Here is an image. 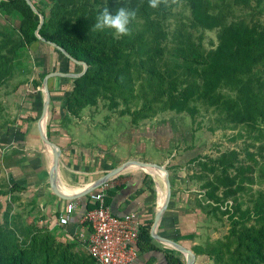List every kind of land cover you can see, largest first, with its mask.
Masks as SVG:
<instances>
[{"label":"rangeland","instance_id":"obj_1","mask_svg":"<svg viewBox=\"0 0 264 264\" xmlns=\"http://www.w3.org/2000/svg\"><path fill=\"white\" fill-rule=\"evenodd\" d=\"M30 1L39 14L41 11L45 13L44 22L54 20V16H50L53 0ZM204 1L208 5L205 6L206 13L216 22V27L211 30L193 29L189 0H166L155 9L145 6L149 5V0H88V6L97 7L99 13L106 6L113 14L122 6L137 10L136 18L130 25L131 35L125 38L136 41L135 50L139 53V56H131L129 62L131 81L135 84L138 99L111 98L107 93H101L95 105L83 108L79 116L88 117L89 132L103 130L109 134L112 131L120 133L122 147L126 153L129 151V160L163 166L174 192L189 194L187 204L192 214V228L187 245L192 250L197 248L198 253L213 251L206 264H234L238 247L236 233L244 227L264 226L256 216L255 207L263 204L264 196V140L259 136L258 127L233 126L226 123L224 117H219L213 108L200 104L194 117L186 112L160 108L157 102L149 101L156 84L155 78L151 80L146 75L148 66L138 65L141 60L147 59L140 53L158 44L157 49L162 51V55L155 57L153 62L163 66L169 60L171 48L176 46L179 36H184L188 30L192 41L200 43L205 50L218 46V36L226 26L236 27L239 24L255 28L264 37V0H249L247 6H240L245 0ZM71 10L72 23L85 17L81 14V6H74ZM96 17L93 20L89 18L92 28ZM34 20L40 21L38 14H35ZM21 21V15L16 11L0 9V43L6 33L15 37ZM109 30L115 38H121L114 30ZM39 40L30 46L26 54L17 53L12 64H0V75L4 70L7 72L0 79V252L7 253L15 248L22 250L29 254L33 264H92L80 239H72L70 234L59 228H50L51 220L40 217L36 204L30 198L22 192H10L12 186L18 185L17 172L7 168L14 159L12 153L18 157L16 160H20L14 144L31 121L47 127L40 121L39 112L32 120L33 110H41L43 106L45 77L53 72L71 74L70 77L47 80L48 88L52 79L64 85L67 99L75 88L73 80L81 78L87 71V65L72 62L63 52ZM130 45L129 49L123 45L125 52L131 51L134 43ZM1 52L8 56L5 49ZM12 54L9 56L12 57ZM262 67L264 62L255 72H260ZM262 79L264 83V77ZM139 84H142L141 92H138ZM108 144L110 147V142ZM231 152L235 153L234 163L226 176L232 184L225 189L219 181L222 176L221 168L218 169L219 159ZM154 173L163 174L160 171ZM226 190L236 193L225 197ZM171 250L181 253L173 247Z\"/></svg>","mask_w":264,"mask_h":264},{"label":"trees","instance_id":"obj_2","mask_svg":"<svg viewBox=\"0 0 264 264\" xmlns=\"http://www.w3.org/2000/svg\"><path fill=\"white\" fill-rule=\"evenodd\" d=\"M189 1L193 29L211 30L216 27L215 19L209 17L205 11V6H208L206 1ZM248 4L249 0H245L240 6ZM74 6H81V14L85 17L72 23L70 15ZM0 9L14 10L21 15L22 19L15 37L6 33V37L0 43V64L7 62L12 64L17 53L21 51L26 54L33 43L40 41L35 35L39 22L34 20L35 14L27 6L25 0H0ZM40 13L45 18V13L43 11ZM52 15L54 20L44 22L38 31L43 42L62 48L72 59L87 65L85 74L73 80L74 91L69 93L66 99V108L70 115L77 117L83 108L95 105L101 93H107L111 98H130L133 101L138 99L129 71L130 57L135 54L139 56L138 51L135 50L136 41L134 39L126 40L125 36L117 39L109 29L93 30L90 27L89 18L92 17L93 20L99 15V10L95 6H88V0H53L50 16ZM191 36L189 30L184 36H179L176 46L171 48L169 60L163 66L153 62L155 57L162 55V51L157 49L158 44L149 48L147 52L140 53L147 59L146 61L141 60L139 67L148 66L149 69L145 70L146 75L151 77V80L155 78L156 81L149 101L157 102L162 109H170L177 113L186 112L190 117H194L197 113L199 104L213 108L216 114L224 117L228 124L258 127L259 136L264 140V83L262 79L264 67L260 72H255L264 62L262 34L255 28L242 27L239 24L236 27L226 26L218 36V46L209 50L203 49L200 43L196 44L192 41ZM129 43L131 45L134 43V45H130L131 51L125 52L123 45L125 44L128 48ZM4 49L8 56L1 52ZM9 54H12V57ZM6 74L4 70L0 79ZM151 80L148 81L149 85ZM141 87L142 84H139L138 92L143 91ZM262 149H264V144ZM234 154L231 152L228 155H222L219 159L218 169L221 168L222 175L219 181L225 189L232 184L226 174L233 167ZM246 169L249 170V168ZM15 191L21 192L22 188L14 185L10 188V192ZM235 193L227 191L225 197ZM262 199L263 204L255 207L258 220L264 224V196ZM87 208H91V205L88 204ZM241 215L244 216V214ZM149 229L148 226L140 228L138 248L141 254L159 251L153 243ZM236 234L238 247L233 263L264 264V226L244 227ZM197 251L196 248L194 250L196 255L202 254L206 257L213 253V251L203 253ZM164 258L167 264H185L173 252L164 251ZM89 261L95 264L91 258ZM0 264L33 263L29 259V254L15 248L7 253L0 252Z\"/></svg>","mask_w":264,"mask_h":264},{"label":"crops","instance_id":"obj_3","mask_svg":"<svg viewBox=\"0 0 264 264\" xmlns=\"http://www.w3.org/2000/svg\"><path fill=\"white\" fill-rule=\"evenodd\" d=\"M48 89L50 101L47 127L45 126L46 136L57 151L58 166L57 169L54 167L51 148L41 140L38 123L33 124L34 121H31L19 141L14 144L20 160H16L18 157H14L15 154L12 153L14 159L7 166L12 172H17V183L22 188L23 195L36 204L41 218L51 220L50 228L64 230L66 234H70L67 236L82 242L89 235V231L79 223L81 213L89 204V196L101 191L105 195V206L114 215L123 216L134 212L141 220V227L148 226L151 231L155 215L162 200H165V178L135 165H129L120 173L107 178L111 170L125 162L139 161L128 159L129 151H124L120 133L112 131L109 134L103 130L98 131L99 133L89 132L88 117L83 114L77 117L70 115L66 108L67 91L64 85L52 79ZM39 110H33L32 120L38 112L42 113V109ZM102 181L104 182L99 186ZM188 200V193L174 192L171 188L170 200L157 223L155 234L191 250L194 254L187 245L192 228ZM72 202L77 204V209L69 223L60 226L58 214ZM153 243L159 251L140 253L133 264H167L164 251L177 254L185 262L186 256L171 250L170 245L154 238ZM207 262L206 256L194 254L192 264Z\"/></svg>","mask_w":264,"mask_h":264},{"label":"built area","instance_id":"obj_4","mask_svg":"<svg viewBox=\"0 0 264 264\" xmlns=\"http://www.w3.org/2000/svg\"><path fill=\"white\" fill-rule=\"evenodd\" d=\"M104 196L102 191L91 194L88 199L91 208L86 207L79 219V223L89 231V235L83 238L87 256L95 264H133L140 255L141 220L134 212L114 215L105 206ZM76 209V203H69L58 214V224L66 226Z\"/></svg>","mask_w":264,"mask_h":264},{"label":"water","instance_id":"obj_5","mask_svg":"<svg viewBox=\"0 0 264 264\" xmlns=\"http://www.w3.org/2000/svg\"><path fill=\"white\" fill-rule=\"evenodd\" d=\"M25 1H26L27 5L30 7V9L35 14H38V16L40 18L39 25H38L37 29L35 30V35L37 36V38L41 39V37L38 34V31H39L41 25L44 22V16L42 14H39V12L32 5L30 0H25ZM48 44L54 46L59 51L63 52L65 54V56L67 58H69L72 62H74L76 64H82L83 66L86 67V64L78 62V61H75L74 59H72L62 48L57 47L56 45L51 44V43H48ZM70 76H72V75L71 74H63V73H59V72H53V73L48 74L45 77V79L43 81V90H42V100H43L42 101L43 102L42 105L43 106H42V113H41V116H40V121L42 123H44V124L46 123L47 114H48V107H49V89H48V85H47V80L50 79V78H53V77H70ZM38 128H39V133H40V137H41L42 142L46 146H48V147H50L52 149L53 156H54V167L57 169V166H58L57 165V160H58L57 151H56L54 145L48 140V138L46 136V128H45V126L42 128L39 125ZM129 165H135V166H138V167H141V168H155V169H158L161 173L164 174V178H165V181H166V196H165V200H164L163 204L160 206V208L158 209V211H157V213L155 215L154 223L152 225L150 234H151L152 238H154L155 240H158V241H160L162 243H165V244H168L170 246L172 245L171 247L175 248L176 250H179L182 254H184L186 256L185 264H192L193 259H194V254H193V252L191 250L186 249L183 246H181L179 244H176L174 242L165 240V239H163V238H161V237H159V236H157L155 234V229H156L157 223L159 222V220H160V218H161V216H162L164 210L166 209V207L168 205V202L170 200L171 187H170V183L168 181V172H167V170L163 166H157V165H154V164H151V163H141V162H137V161H129V162H125L121 166L111 170L109 172L107 178H109L112 175L120 173L122 170H124ZM103 182L104 181L99 182L98 185L100 186ZM54 192H55V190H54ZM55 194H56V192H55ZM188 255L191 257V259H188Z\"/></svg>","mask_w":264,"mask_h":264},{"label":"clouds","instance_id":"obj_6","mask_svg":"<svg viewBox=\"0 0 264 264\" xmlns=\"http://www.w3.org/2000/svg\"><path fill=\"white\" fill-rule=\"evenodd\" d=\"M162 2H166V0H149V6L155 9ZM136 15L137 10L130 7H119L113 14L106 6L96 17L93 30L112 29L117 37L130 36L132 32L130 25L135 20Z\"/></svg>","mask_w":264,"mask_h":264},{"label":"bare ground","instance_id":"obj_7","mask_svg":"<svg viewBox=\"0 0 264 264\" xmlns=\"http://www.w3.org/2000/svg\"><path fill=\"white\" fill-rule=\"evenodd\" d=\"M41 125H42V123H41ZM41 127H43V125H42ZM50 150L52 151V149H50ZM144 169L148 170V171L151 172V173L159 172V170H158V169H155V168H153L155 171L152 170L151 168H144ZM162 176H163V174H162ZM163 199H165V195L163 196ZM163 202H164V200H162V202H161L160 205H162ZM171 246H172V245H171ZM188 259H191V257H190L189 255H188Z\"/></svg>","mask_w":264,"mask_h":264}]
</instances>
